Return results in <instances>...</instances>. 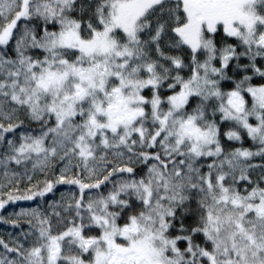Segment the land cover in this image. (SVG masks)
<instances>
[{
	"label": "snow or ice",
	"instance_id": "1",
	"mask_svg": "<svg viewBox=\"0 0 264 264\" xmlns=\"http://www.w3.org/2000/svg\"><path fill=\"white\" fill-rule=\"evenodd\" d=\"M0 170V264H264V0H0Z\"/></svg>",
	"mask_w": 264,
	"mask_h": 264
},
{
	"label": "trees",
	"instance_id": "2",
	"mask_svg": "<svg viewBox=\"0 0 264 264\" xmlns=\"http://www.w3.org/2000/svg\"><path fill=\"white\" fill-rule=\"evenodd\" d=\"M231 146L235 147V146H239V145L233 144ZM243 146L252 147V142L250 140L246 139ZM253 162L260 163L262 161L260 160L259 157H257L256 160ZM0 171H2V170H0ZM257 171H259V170H257ZM61 191H64V188L58 187L56 192H55V195L58 197ZM47 195H48V199H52V194H47ZM30 206H32V204L29 201H17V202H15L14 205H9L5 209H0V216L5 217L4 221H0V238L8 240L9 234H11L12 237H15L22 230H26L27 225L23 219L20 220V223L18 225H12L10 223V220L15 219L16 217L10 216L9 214L12 213L14 209L16 211H18L21 207H30ZM6 221H8V222H6ZM181 246H183V245H181ZM2 251H3V249L0 248V252H2Z\"/></svg>",
	"mask_w": 264,
	"mask_h": 264
}]
</instances>
